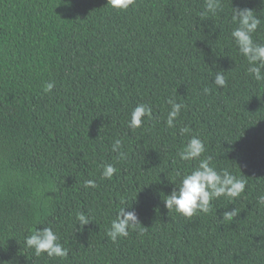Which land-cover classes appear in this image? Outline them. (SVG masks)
Returning a JSON list of instances; mask_svg holds the SVG:
<instances>
[{
  "label": "trees",
  "instance_id": "trees-1",
  "mask_svg": "<svg viewBox=\"0 0 264 264\" xmlns=\"http://www.w3.org/2000/svg\"><path fill=\"white\" fill-rule=\"evenodd\" d=\"M232 7L255 11L253 39L264 42V0H223L206 19L205 0H136L127 10L108 0H0V264H264V81L231 36ZM217 72L226 86L214 83ZM173 96L185 107L170 128ZM141 103L152 118L129 129ZM192 135L217 170L247 185L187 218L163 198L197 164L178 156ZM116 139L127 159L111 150ZM105 164L117 168L110 180ZM89 179L95 188L84 187ZM121 207L135 209L144 231L113 242L106 232ZM232 208L239 214L222 219ZM78 212L92 221L80 226ZM43 227L67 258L26 246Z\"/></svg>",
  "mask_w": 264,
  "mask_h": 264
},
{
  "label": "clouds",
  "instance_id": "clouds-1",
  "mask_svg": "<svg viewBox=\"0 0 264 264\" xmlns=\"http://www.w3.org/2000/svg\"><path fill=\"white\" fill-rule=\"evenodd\" d=\"M70 6L71 0H65ZM108 4L117 10H127L130 6H135L136 0H108ZM205 12L201 17L206 19L210 13L216 16L223 11V0H205ZM231 21L236 25L231 36L238 47L239 53L247 59V72L257 81H264V42H257L253 39V34L261 24L260 18L251 8L232 7ZM214 83L219 87H224L227 80L223 72H217ZM54 88V82H46L43 87L44 93H49ZM205 94L210 92L209 88L204 89ZM167 104L170 105L166 117V124L173 128L176 126L177 118L185 105L177 102L176 98L169 97ZM128 120L129 129H136L142 126L144 118H152V108L149 104H138L130 113ZM190 127L180 128V134L191 133ZM117 154L118 159H127V153L122 150V142L116 139L112 144V149ZM206 144L198 135H192L186 145L178 152L182 161H196L197 164L189 172H186L179 185H175L170 194L163 198L165 207L171 211L175 210L184 217L191 218L200 212L205 214L212 210V201L224 196L230 200H235L244 192L247 185L245 176H237L227 168L217 170L212 164L213 157L205 156ZM117 172L114 164H105L101 172V179H112ZM96 181L89 179L84 182L85 188H95ZM258 204H264V195L258 197ZM238 210L232 208L222 213V219L231 221L238 215ZM76 220L80 226L91 222V218L84 212L76 214ZM135 211L121 207L116 218L111 221L106 235L113 242L118 238L127 237L130 230H136L143 234L144 228ZM28 248L34 249V255L40 256L46 253L48 257H59L65 259L68 256V249L60 242V237L51 227H43L36 230L25 238Z\"/></svg>",
  "mask_w": 264,
  "mask_h": 264
}]
</instances>
